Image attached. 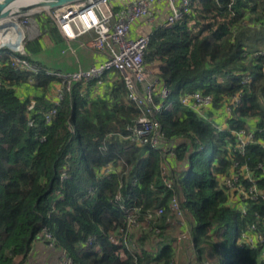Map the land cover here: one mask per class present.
I'll return each instance as SVG.
<instances>
[{
    "label": "trees",
    "instance_id": "16d2710c",
    "mask_svg": "<svg viewBox=\"0 0 264 264\" xmlns=\"http://www.w3.org/2000/svg\"><path fill=\"white\" fill-rule=\"evenodd\" d=\"M34 18L45 33L54 30L44 13ZM249 29L264 38V0H194L191 13L151 32L145 60L158 62L159 80L170 90V106L154 118L172 157L127 138L141 112L122 79L110 94L94 97L90 87L99 78L72 81L46 121L51 102L44 91L58 80L16 69L0 53V264H27L42 229L73 264H176L177 230L188 231L195 264H258L264 244L236 242L250 223L264 232V206L248 200L241 213L219 183L240 160L231 130L246 128L249 118L258 119V129L241 161L257 174L264 160L263 60L247 51L254 49L243 42ZM41 49V39L27 40L24 58L45 65L35 58ZM245 72L249 82H242ZM184 90L211 94L209 114L226 97L239 93L241 101L226 128L217 129L180 104ZM258 182L264 188V178ZM173 198L184 223L170 210Z\"/></svg>",
    "mask_w": 264,
    "mask_h": 264
},
{
    "label": "built area",
    "instance_id": "2783aa9c",
    "mask_svg": "<svg viewBox=\"0 0 264 264\" xmlns=\"http://www.w3.org/2000/svg\"><path fill=\"white\" fill-rule=\"evenodd\" d=\"M193 3L194 0H76L43 11L42 13L57 26L61 39L65 43L70 44L71 41L77 40L81 36L89 35L88 43L85 45L105 55L103 60L94 62L87 69L67 72L47 65L42 66L24 58L26 52L23 41L29 40L30 34L35 32L36 28L39 29L36 23L31 26L25 15L19 16L22 20L19 23L15 17L11 18L9 22L0 23V27L6 24L12 25L8 29L0 30V53H6V56L13 60L16 69L30 71L34 74L43 73L58 80L53 88L44 91L51 102V107L44 112L46 121L50 120L59 100L62 99L63 89H69L72 81L100 78L112 70L119 72L126 89V97L133 101L141 112V116L135 125L128 127L127 138L136 144L149 142L172 157V148L162 145L160 127L154 118V113L160 107L170 106V103H164L170 94V90L161 84L158 71L150 72L145 60L151 32L136 31L134 24L145 22L153 26V30L158 27H170L192 12ZM37 32L39 33L40 29ZM247 51H251V54L256 58H262L264 72V48ZM249 81L250 77L245 72L242 82ZM29 82L32 83V79ZM16 91L23 94L22 97L24 96L21 89L17 88ZM155 92H157V96L162 98L159 103L154 101ZM240 101L239 93L224 98L221 108L225 111L226 121ZM179 102L183 107L196 112L203 120L212 121V113L209 114L213 104L211 94L201 90H184L179 94ZM252 119L254 120L253 125L249 124L246 128L231 130L234 138L233 147L240 160L234 159L229 174L219 178V183L225 187L228 194L227 203L241 213L245 212V205L248 200L261 201L264 206V188H261L258 182L264 178V160L256 164V168L259 170L257 174L252 173L248 164L241 161L245 155L246 146L254 140V132L258 129L256 125L258 119ZM32 123L31 119L28 120L29 125ZM213 124L217 129H223L222 124L216 122ZM70 127L74 133L73 126ZM262 129H264V123ZM259 144L264 148L263 141H259ZM109 170L110 165H107L102 172L107 173ZM166 185L169 186V182H166ZM120 207L130 215V208H125L122 205ZM169 207L181 223L186 222L175 198L171 200ZM161 212L162 209L156 210V214ZM260 224L264 227V219L261 220ZM42 233L47 245L54 246L48 230L42 229ZM176 240L178 243L186 242L188 231L181 230L178 232ZM236 244L238 247L245 244L250 246L264 244V232L259 230V225L256 223H250L246 230L240 233ZM58 264H73V261L62 251ZM258 264H264L263 252Z\"/></svg>",
    "mask_w": 264,
    "mask_h": 264
},
{
    "label": "crops",
    "instance_id": "0c3cea01",
    "mask_svg": "<svg viewBox=\"0 0 264 264\" xmlns=\"http://www.w3.org/2000/svg\"><path fill=\"white\" fill-rule=\"evenodd\" d=\"M34 23H36L40 29L39 36L35 38L42 40L41 51H43L36 53L35 58L45 65L63 71H74L80 68L87 69L94 62H99L105 58L103 53L97 50L94 51L92 48L85 45V43H88L89 35L81 36L79 39L71 41L70 44H67L64 41L57 44L58 40H60L59 38H61L57 26L53 25L54 30L45 33L36 20H34ZM134 27L136 28V31L141 33H150L154 29L153 26L145 22H137L134 24ZM42 54L43 58H40L39 56ZM148 66L158 69V62L148 63ZM119 80H121V76L119 72L115 70L103 74L90 87L91 97L110 94L111 89ZM212 121L217 124H222L223 128L226 126V114L223 108L220 107L212 113ZM247 124H254V120L249 118ZM182 165L183 164L180 165V168ZM178 232H180V230L176 231V237ZM192 252V246L188 240L182 243L179 242L178 248L175 252V263L188 264L189 260H191V262L193 261L195 264ZM61 254L62 250L55 246H48L45 240H42L37 236L33 241L32 250L27 264H58V259Z\"/></svg>",
    "mask_w": 264,
    "mask_h": 264
},
{
    "label": "water",
    "instance_id": "95a60500",
    "mask_svg": "<svg viewBox=\"0 0 264 264\" xmlns=\"http://www.w3.org/2000/svg\"><path fill=\"white\" fill-rule=\"evenodd\" d=\"M18 1L20 0H0V23L6 22L5 19L7 18L9 19L37 12L40 13L76 0H33L32 2L19 6L14 11L11 10L12 5Z\"/></svg>",
    "mask_w": 264,
    "mask_h": 264
},
{
    "label": "rangeland",
    "instance_id": "374dc122",
    "mask_svg": "<svg viewBox=\"0 0 264 264\" xmlns=\"http://www.w3.org/2000/svg\"><path fill=\"white\" fill-rule=\"evenodd\" d=\"M40 13H42V12H40ZM39 12H37V13H32V14H27V15H25V18L27 19V21L29 22V24L31 25V26H33L35 23H34V20H35V16L37 15V14H40ZM15 18H17L19 21H17L18 23L20 22V21H22V20H20L21 18L18 16V17H15ZM22 18H24V17H22ZM248 22H250L251 24V26H253V27H255V24H253V20H247ZM7 22V21H6ZM10 26H12V25H8V24H6L5 26L3 25L2 27H0V30H3V29H8V28H10ZM260 30V29H259ZM258 29H256V30H250L249 29V34L247 35L248 37L246 38V39H244L243 40V42H244V44H245V46L246 47H248V48H263L264 47V38L262 37V35L260 34V31H259ZM37 31H39V29H37L36 28V31L35 32H33L32 34H30V39L31 38H35V37H37V36H39V33L37 32ZM207 33V31H205L204 32V34H206ZM26 40H24L23 42H24V46H25V42ZM253 46V47H252ZM39 52H43V51H39ZM40 58H43V54L42 55H40L39 56ZM48 66V65H47ZM50 67V66H49ZM52 68V67H51ZM81 69V68H80ZM149 69H150V72H152V73H155V72H157V69H155L154 67H152V66H149ZM77 70V69H76ZM76 70H74V71H76ZM67 72H72V71H67ZM261 99H263L262 101L264 102V94H263V96H261ZM224 128H226V126L224 127ZM42 231V230H41ZM40 231V232H41ZM40 234H42L41 236H40V238L42 239V240H44L45 239V237H44V234L43 233H40ZM229 251V249L228 248H226L225 247V249H224V254H227V252Z\"/></svg>",
    "mask_w": 264,
    "mask_h": 264
},
{
    "label": "bare ground",
    "instance_id": "6f19581e",
    "mask_svg": "<svg viewBox=\"0 0 264 264\" xmlns=\"http://www.w3.org/2000/svg\"><path fill=\"white\" fill-rule=\"evenodd\" d=\"M33 0H20V1H18L17 3H14L13 5H12V7H11V10H16L19 6H21V5H23V4H27V3H29V2H32ZM11 20V18H7V19H5V21H10ZM13 20V19H12ZM31 24V23H30ZM32 25V24H31ZM32 34V33H31Z\"/></svg>",
    "mask_w": 264,
    "mask_h": 264
}]
</instances>
